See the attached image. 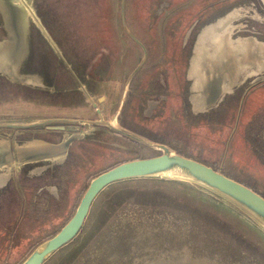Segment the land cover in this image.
I'll return each mask as SVG.
<instances>
[{
  "label": "rangeland",
  "instance_id": "1",
  "mask_svg": "<svg viewBox=\"0 0 264 264\" xmlns=\"http://www.w3.org/2000/svg\"><path fill=\"white\" fill-rule=\"evenodd\" d=\"M121 1L0 0V118L65 129L0 128V143L39 153L0 164V264L53 236L97 174L160 153L81 121L120 123L264 198L263 80L225 81L211 105L196 67L227 44L264 45V0H124V24ZM214 193L169 176L119 182L46 264H264V229Z\"/></svg>",
  "mask_w": 264,
  "mask_h": 264
},
{
  "label": "water",
  "instance_id": "2",
  "mask_svg": "<svg viewBox=\"0 0 264 264\" xmlns=\"http://www.w3.org/2000/svg\"><path fill=\"white\" fill-rule=\"evenodd\" d=\"M123 13L124 0L121 1V18L124 24ZM131 37L144 49L133 36ZM139 65L133 72L137 71ZM93 106L95 107V104ZM95 110L99 114V109ZM55 121L59 120L50 119L26 125L0 123V128L26 129L44 124L48 129H63L62 126L47 125ZM68 122L75 123L76 120H70ZM81 122L90 125H104L137 143L158 150L160 153L152 157L121 162L93 177L89 181L72 216L67 222L53 236L39 243L19 264H43L53 253L70 242L78 234L89 212L90 206L99 192L109 184L125 179L169 176L195 182L217 193L235 205L264 229V198L247 186L223 175L220 171L208 165L172 152L164 144L149 141L101 117L95 121Z\"/></svg>",
  "mask_w": 264,
  "mask_h": 264
},
{
  "label": "crops",
  "instance_id": "3",
  "mask_svg": "<svg viewBox=\"0 0 264 264\" xmlns=\"http://www.w3.org/2000/svg\"><path fill=\"white\" fill-rule=\"evenodd\" d=\"M214 66L220 67V71H217L214 74H208L206 69H211ZM197 73H203L207 77L208 85L205 86V91L208 93L209 90L214 92L205 94L207 97L210 96L213 105L214 100H216L218 95L221 93L224 88V82L232 83L229 84V87H237L239 83L257 79L261 82H264V45L256 41H249L244 43H237L236 45L227 44L223 46L221 50V58L218 60L211 61L210 67H204V64L200 61L197 64ZM218 73L222 76L218 81L213 79V76H216ZM211 75V76H210ZM210 76V77H209ZM259 78V79H258ZM199 81V79H198ZM213 84V88L210 89L209 85ZM216 84V85H215ZM234 84V85H233ZM231 87V88H232ZM203 89V87H201ZM220 92V93H219ZM210 105V106H211ZM15 117L0 118V123H11V124H21L26 125L29 122H18ZM30 124V123H29ZM35 127V126H34ZM33 128V127H31ZM38 148H35V145H32L29 142L27 147L17 148L15 143H11L9 140L0 143V164L3 165V162L8 160H16L20 157H37ZM29 161V160H28ZM10 162V161H9Z\"/></svg>",
  "mask_w": 264,
  "mask_h": 264
},
{
  "label": "trees",
  "instance_id": "4",
  "mask_svg": "<svg viewBox=\"0 0 264 264\" xmlns=\"http://www.w3.org/2000/svg\"><path fill=\"white\" fill-rule=\"evenodd\" d=\"M124 108H122V111H121V113H123L125 110H126V104H125V106H123ZM118 119H119V117H118ZM119 125L121 126V127H123V128H125V129H128V128H126L125 126H123V125H121L120 123H119ZM104 127V126H103ZM142 146V145H141ZM143 147V146H142ZM144 179H148V177H141V178H132V179H125V180H120V181H117V182H114V183H111V184H109L107 187H105L104 189H106V188H108V187H110V186H113V185H116V184H118L119 182H124V181H135V180H144ZM103 189V190H104ZM103 190H101L100 192H99V194L95 197V199L93 200V202H92V204H91V206H90V209H89V212H88V214H87V216H86V218H85V220H84V222H83V225H82V227H81V229H80V231L78 232V234L70 241V242H68L67 244H65L64 246H62L60 249H58L55 253H53L43 264H46L49 260H51V258L55 255V254H57V253H59L61 250H64V248H66L67 246H69L71 243H72V241L73 240H75V238L77 237V236H79L80 234H81V232H82V230H83V228L88 224V222L94 217V214H95V212L97 211V202H98V198H99V196H100V194H101V192L103 191ZM215 194V193H214Z\"/></svg>",
  "mask_w": 264,
  "mask_h": 264
},
{
  "label": "flooded vegetation",
  "instance_id": "5",
  "mask_svg": "<svg viewBox=\"0 0 264 264\" xmlns=\"http://www.w3.org/2000/svg\"><path fill=\"white\" fill-rule=\"evenodd\" d=\"M48 129V128H47ZM49 130H52V129H49ZM56 130H59V131H65V129H64V127H63V129H56ZM55 130V131H56ZM54 131V130H53Z\"/></svg>",
  "mask_w": 264,
  "mask_h": 264
},
{
  "label": "bare ground",
  "instance_id": "6",
  "mask_svg": "<svg viewBox=\"0 0 264 264\" xmlns=\"http://www.w3.org/2000/svg\"><path fill=\"white\" fill-rule=\"evenodd\" d=\"M176 178V177H175Z\"/></svg>",
  "mask_w": 264,
  "mask_h": 264
}]
</instances>
